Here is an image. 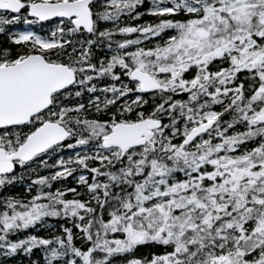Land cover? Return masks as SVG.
I'll list each match as a JSON object with an SVG mask.
<instances>
[{
  "label": "snow or ice",
  "instance_id": "6c2138e0",
  "mask_svg": "<svg viewBox=\"0 0 264 264\" xmlns=\"http://www.w3.org/2000/svg\"><path fill=\"white\" fill-rule=\"evenodd\" d=\"M0 264H264V0H0Z\"/></svg>",
  "mask_w": 264,
  "mask_h": 264
},
{
  "label": "trees",
  "instance_id": "16d2710c",
  "mask_svg": "<svg viewBox=\"0 0 264 264\" xmlns=\"http://www.w3.org/2000/svg\"><path fill=\"white\" fill-rule=\"evenodd\" d=\"M21 27H23V26H21ZM69 198H71V197L69 196ZM141 251H146V250L142 249Z\"/></svg>",
  "mask_w": 264,
  "mask_h": 264
}]
</instances>
